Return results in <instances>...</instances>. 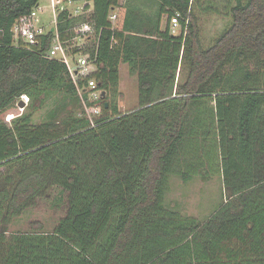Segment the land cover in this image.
Listing matches in <instances>:
<instances>
[{"label":"trees","instance_id":"trees-1","mask_svg":"<svg viewBox=\"0 0 264 264\" xmlns=\"http://www.w3.org/2000/svg\"><path fill=\"white\" fill-rule=\"evenodd\" d=\"M37 1L0 0V112L23 94L54 105L40 122L32 110L0 121V264H264V0H227L231 22L206 48L195 13L219 12L216 0H154L150 14L121 0H66L90 9L59 11L56 28L69 45L75 26H91L72 51L94 58L104 92L94 125L65 65L44 56L52 30L36 44L14 40L13 23ZM123 6L112 27L111 9ZM121 63L137 80L125 112ZM215 173L228 194L204 220L165 204L172 175ZM54 186L65 214L50 232L5 233Z\"/></svg>","mask_w":264,"mask_h":264},{"label":"rangeland","instance_id":"rangeland-1","mask_svg":"<svg viewBox=\"0 0 264 264\" xmlns=\"http://www.w3.org/2000/svg\"><path fill=\"white\" fill-rule=\"evenodd\" d=\"M121 1H124L125 4L134 3L143 13L147 14L154 12L157 7L154 0ZM234 1L232 0L231 3L234 4ZM225 2L227 3V0H216L215 5L220 10L219 12L197 10L195 13V28L202 47L206 48L212 44L214 38L231 22V18L225 15L222 8ZM63 5L74 15L87 16L90 13V9H84V1H71L70 3L65 1ZM37 6L44 7V10L38 13V16L45 27L50 29L54 24L50 22L52 14L48 9V0H38ZM124 8L125 6L119 9L118 14L120 17L123 15ZM165 22L166 16L164 15L161 24L164 25ZM90 38L92 39L93 36H90ZM88 41L85 37L82 39H74L70 44L71 51L72 47L76 45L81 46ZM118 90L121 96L118 97L117 104L121 112H125L137 105L136 74L130 71L126 63L120 64ZM49 101L48 99L40 104L39 100H35V98L29 99L27 95L23 94L17 101L11 103L0 112V121L8 123L15 116L32 110L34 122H40L46 118L47 111L54 106L51 104L52 101ZM58 101L60 103V100ZM61 191L62 189L60 187H52L45 197L38 200L34 206L27 208L7 224L4 227L5 233L31 231L36 226H39L41 231L50 232L58 219L65 214V204L61 203L58 206L52 205V199L58 197ZM227 194V190H225L219 174L215 173V175L208 178H201V176L195 175L187 181H183L179 177L172 175L164 202L167 206L175 208L185 215L204 220L225 201ZM65 195L66 193L62 191V197Z\"/></svg>","mask_w":264,"mask_h":264},{"label":"built area","instance_id":"built-area-1","mask_svg":"<svg viewBox=\"0 0 264 264\" xmlns=\"http://www.w3.org/2000/svg\"><path fill=\"white\" fill-rule=\"evenodd\" d=\"M65 0H48V9L52 14V22L54 25L47 29L41 22L38 13L44 10V7L37 6V3L31 8L28 14L19 17L12 25V33L15 42L20 41L24 45L36 44L41 35L48 30H52L53 36L50 47L45 51L44 56L54 58L63 63L66 67L70 80L74 84L77 94L83 106V115L94 125L95 117L101 114L102 90L99 88L96 79L92 76L96 65L94 58L90 57L88 52L83 50L71 51L70 44L59 39L56 28V17L59 11L66 9L63 5ZM70 3L71 1H67ZM180 14L175 12L169 22V29L172 34H176L181 29ZM118 18V8H112L108 20L112 27L116 26ZM187 22V21H185ZM75 36L72 39L87 38L91 33V26L87 23L79 24L73 29ZM77 46V45H76Z\"/></svg>","mask_w":264,"mask_h":264},{"label":"water","instance_id":"water-1","mask_svg":"<svg viewBox=\"0 0 264 264\" xmlns=\"http://www.w3.org/2000/svg\"><path fill=\"white\" fill-rule=\"evenodd\" d=\"M104 95V92H102V96ZM21 105H23L22 103H20Z\"/></svg>","mask_w":264,"mask_h":264},{"label":"bare ground","instance_id":"bare-ground-1","mask_svg":"<svg viewBox=\"0 0 264 264\" xmlns=\"http://www.w3.org/2000/svg\"><path fill=\"white\" fill-rule=\"evenodd\" d=\"M66 1V0H65Z\"/></svg>","mask_w":264,"mask_h":264}]
</instances>
